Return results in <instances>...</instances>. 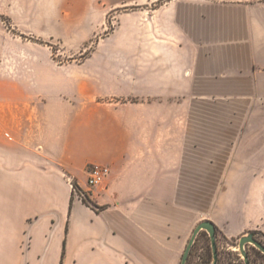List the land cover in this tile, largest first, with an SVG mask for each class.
Returning a JSON list of instances; mask_svg holds the SVG:
<instances>
[{
  "label": "crops",
  "instance_id": "1",
  "mask_svg": "<svg viewBox=\"0 0 264 264\" xmlns=\"http://www.w3.org/2000/svg\"><path fill=\"white\" fill-rule=\"evenodd\" d=\"M148 15L101 69L42 76L38 93L4 79L0 264H181L197 221L185 189L214 157L248 192L241 228L224 233L264 230V0H168ZM192 97L231 99L239 135L191 122ZM95 162L111 174L89 188Z\"/></svg>",
  "mask_w": 264,
  "mask_h": 264
},
{
  "label": "rangeland",
  "instance_id": "2",
  "mask_svg": "<svg viewBox=\"0 0 264 264\" xmlns=\"http://www.w3.org/2000/svg\"><path fill=\"white\" fill-rule=\"evenodd\" d=\"M164 1L168 0H4L0 6V93L5 94L7 90L4 79L9 73L15 76L17 85L38 93L42 76L71 77L101 69L110 61L107 60L108 50L121 48L125 39L130 44L139 43V28L147 27L148 14ZM152 27L149 25V31ZM65 66L75 70L70 71ZM102 75L108 80L110 73L105 71ZM2 100L5 101L6 97ZM230 101L217 99L214 102L212 98L192 97L191 122L198 116H205L208 120L216 117L223 124L220 129L223 134L238 136L239 128L231 124V118L236 116ZM211 159L217 164H203L201 189H185V206L196 209L195 227L204 220L215 223L219 264H245L238 249L241 235L228 236L222 228L224 224L235 230L241 228V204L248 192L240 188L232 190L227 183L228 174L224 173L227 158ZM92 164L87 166L85 174L81 173L83 184ZM72 182L79 185L76 180ZM254 217L264 226V206ZM246 232L254 233L264 243L262 228ZM211 244L209 233L202 230L187 264H212ZM247 252L253 264H264V252L254 245H248Z\"/></svg>",
  "mask_w": 264,
  "mask_h": 264
},
{
  "label": "water",
  "instance_id": "3",
  "mask_svg": "<svg viewBox=\"0 0 264 264\" xmlns=\"http://www.w3.org/2000/svg\"><path fill=\"white\" fill-rule=\"evenodd\" d=\"M216 225L212 220H204L197 227L194 228L189 244L185 249L183 259L181 260V264H187L189 260L191 250L193 245L196 242L197 236L200 234L202 230H206L212 241V249H213V258L212 264H218L219 261V253H218V243H217V235H216ZM254 245L257 249L264 252V243H262L258 238H256L255 234L252 232H245L240 236V242L238 245V249L245 259V264H251L250 258L247 252V246Z\"/></svg>",
  "mask_w": 264,
  "mask_h": 264
},
{
  "label": "built area",
  "instance_id": "4",
  "mask_svg": "<svg viewBox=\"0 0 264 264\" xmlns=\"http://www.w3.org/2000/svg\"><path fill=\"white\" fill-rule=\"evenodd\" d=\"M110 174H111L110 167L105 165H100L98 163L92 164L87 175V186L89 188L98 187V186L101 187L105 183L106 179ZM73 188L75 189V192L79 196L83 198L86 197V193L84 192L82 187L78 188L73 183Z\"/></svg>",
  "mask_w": 264,
  "mask_h": 264
},
{
  "label": "trees",
  "instance_id": "5",
  "mask_svg": "<svg viewBox=\"0 0 264 264\" xmlns=\"http://www.w3.org/2000/svg\"><path fill=\"white\" fill-rule=\"evenodd\" d=\"M76 185H77L78 188H80V186H79L78 184H76ZM86 199H87V196H86ZM86 199H85V201H86ZM87 200H88V199H87ZM94 205H95V204H94ZM257 250H259V249H257ZM259 251H261V250H259ZM261 252H262V251H261ZM248 255H249V258H250V261H251L250 263L253 264V261L251 260V257H250V253H248ZM219 260H220V259H219ZM218 264H219V262H218Z\"/></svg>",
  "mask_w": 264,
  "mask_h": 264
}]
</instances>
